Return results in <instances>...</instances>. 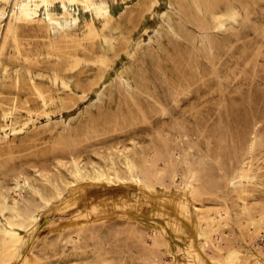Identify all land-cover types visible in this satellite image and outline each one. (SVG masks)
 <instances>
[{
  "label": "rangeland",
  "instance_id": "rangeland-1",
  "mask_svg": "<svg viewBox=\"0 0 264 264\" xmlns=\"http://www.w3.org/2000/svg\"><path fill=\"white\" fill-rule=\"evenodd\" d=\"M26 1L0 0V264H264V0ZM73 160L116 182L62 189Z\"/></svg>",
  "mask_w": 264,
  "mask_h": 264
},
{
  "label": "bare ground",
  "instance_id": "bare-ground-1",
  "mask_svg": "<svg viewBox=\"0 0 264 264\" xmlns=\"http://www.w3.org/2000/svg\"><path fill=\"white\" fill-rule=\"evenodd\" d=\"M38 1L39 2H37L36 0H29V1H26V2L19 3L18 4V11H14L12 13V16H13L14 20H16L17 18H27V19L32 18L33 19V17H35L37 12H38V8L40 6H43L44 9H45V21L44 22L47 23V24H53V23L57 24L58 20H59V17L56 16L55 14H53L51 11H49V6L52 4V2L54 0H38ZM59 1L61 2V5H62L61 6L62 7V12H61L60 18H63V19H67L69 17L72 18L70 12L68 11V8L65 5V2L77 3V4L81 5L83 8H85L86 10L94 9L95 11H97L99 9H102V8H98L97 6H95L94 3L92 2V0H59ZM213 21H214L215 27L222 28V27L225 26V24L227 22L235 21V13L234 12H232V13L230 12V13H222V14L214 15L213 16ZM89 30L92 31L93 33L96 32V29H95L94 24H93L92 21H90ZM7 31H10V27L9 26L7 27ZM35 92H36V94L38 95V97L42 101L46 100V98H47L46 94L44 92H42L40 89L35 88ZM10 115H11V110H9V111H4L3 110V118L10 117ZM26 124H27V122L23 123V128H24V126ZM254 134H255V131L253 132V136H252L253 141H251V147L254 145V138H255ZM128 167L132 168L133 166L129 164ZM68 172H69V175H70V179L64 182L63 188H62L64 190H67L70 187L77 186L80 183H86V182L98 183V182H102V180L106 179V178L110 179L111 183L116 182V177L115 176L109 175L110 177H107L106 174L101 173L99 171H95L94 175H89V174L86 175L79 168V166H78V164L76 163L75 160H73L71 167L68 169ZM238 173H240V172H238ZM241 173H242V171H241ZM138 180L141 181L140 178ZM20 183H21V181H20ZM20 183H18L16 186H14L12 188V190H10L7 193L6 196H7V200L9 201V203L8 204H4L5 210L10 212L15 218H19L21 216V212L18 210V206L16 204L17 196L20 194L19 190L22 188ZM29 188L32 190V192L38 194V198H37L38 201L42 202L45 205H51L53 200L56 198V196L59 195V189H57L55 191V193L50 195V196H46V195L44 196L43 194H41V193L37 192L35 189H33L32 186L29 185ZM1 203H2V201L0 200V204ZM143 213H145V212H143ZM146 215L149 217L148 213H146ZM222 216H223L222 214L219 215V217L221 219L223 218ZM34 219H35L34 217H30L29 218V222L33 223ZM221 223L222 222L219 220V222H215L213 224H207V227L209 228L208 231H207L208 238H206L203 241V243H202L207 252H209V249H213V250H215V251H217L219 253L222 251L220 245L217 242H215V240H214L216 236H219V238L221 236L220 235L221 234L220 233L221 232L220 231ZM154 229H156L158 231L157 225H156V227H151L149 229L152 234L155 233ZM254 232L259 234V233H263L264 230H261L260 228H255ZM8 235L11 238H15L16 240H19L21 238L20 233L18 231H16V230L9 231Z\"/></svg>",
  "mask_w": 264,
  "mask_h": 264
}]
</instances>
